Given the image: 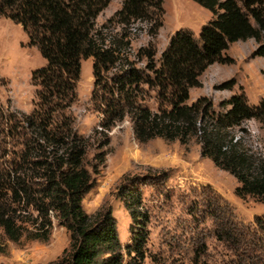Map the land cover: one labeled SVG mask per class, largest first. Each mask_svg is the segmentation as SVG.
Segmentation results:
<instances>
[{
    "label": "trees",
    "instance_id": "16d2710c",
    "mask_svg": "<svg viewBox=\"0 0 264 264\" xmlns=\"http://www.w3.org/2000/svg\"><path fill=\"white\" fill-rule=\"evenodd\" d=\"M110 1L0 0V16L18 24L27 44L45 61L31 72L36 100L29 113L0 103V252L6 241H19L26 225L33 228L32 239H46L54 218L69 235L68 248L54 264H122V249L132 254L127 264H142L148 214L133 183H121L116 190L134 223L125 247L108 209L87 214L81 206L105 154L101 150L93 155L95 161L86 163L89 137L75 130L67 114L76 100L80 60L86 58L92 61L90 101L100 114L98 133L127 117L139 143L156 137L180 144L193 140L202 157L235 179L237 197L264 202V154L246 148L235 135L249 119L264 126V99L250 105L240 92L220 100L218 109L206 96L186 103L189 89L200 85L198 78L208 65L233 62L224 54L229 44L252 38L257 44L252 54L264 58V1L192 0L210 13L197 37L187 29L174 31L157 64L155 46L148 40L135 52L143 66L126 62L116 73L111 69L128 36L120 33L108 41L95 24ZM162 2L121 0L109 20L122 31L144 22L145 33L153 38L162 24ZM233 84L229 79L221 88ZM150 91L154 110L145 103ZM107 143L104 138L98 149ZM186 213L210 222L192 240V264L205 255L207 237L229 254L228 264H264V214L254 216L251 224L237 220L211 187L200 192Z\"/></svg>",
    "mask_w": 264,
    "mask_h": 264
},
{
    "label": "rangeland",
    "instance_id": "374dc122",
    "mask_svg": "<svg viewBox=\"0 0 264 264\" xmlns=\"http://www.w3.org/2000/svg\"><path fill=\"white\" fill-rule=\"evenodd\" d=\"M264 1V0H263ZM121 0H111L95 18L96 29L109 41L120 33L128 36V45L119 52L111 73L124 69L126 62L142 67L135 52L152 41L155 46L154 61L158 63L160 53L167 45L170 35L178 29L190 30L197 37L199 28L210 13L192 0H163L162 24L156 35L150 38L144 22H136L129 29L121 30L111 20L112 13L120 7ZM257 44L252 38L228 45L224 54L231 57L230 64L212 63L199 76L200 85L189 89L187 104L198 96L211 99L218 109L220 100L232 94L243 93L248 104L256 105L264 99V58L252 53ZM91 58L80 60L79 77L76 83V100L67 110L73 118V127L89 137L86 163L93 161V155L104 151V160L99 167L95 185L82 198L85 213L108 209L114 218L119 242L122 247L131 242L130 227H134L126 209L116 195L121 183H133L139 189L142 207L148 214L145 257L142 264H192L190 258L192 240L210 222L193 219L186 213L187 206L199 198L205 187L216 191L233 210L236 219L251 224L254 216L264 214V202L234 194L235 179L227 172L216 168L212 162L199 153V146L192 140L180 144L176 140L166 141L152 138L137 142L132 134L127 117L117 122L109 131L98 133L100 114L90 101L92 89ZM45 61L37 49L27 44V37L18 24L0 16V103L29 113L36 100L35 87L31 84V72L43 66ZM229 79L234 80L230 89L221 88ZM152 110L156 102L153 92L146 100ZM235 135L241 137L243 146L253 152L264 154V126L254 119L246 120ZM108 143L98 149L100 141ZM196 216H200L195 211ZM26 225L25 232L17 242L6 241L0 252V264H54L68 248L69 235L54 218L46 239H32ZM32 233V232H31ZM205 255L199 264H228L229 254L212 237L205 238ZM122 249V264L130 260Z\"/></svg>",
    "mask_w": 264,
    "mask_h": 264
}]
</instances>
